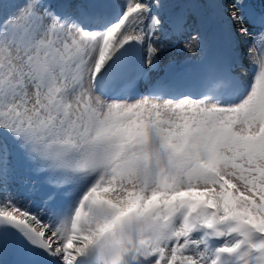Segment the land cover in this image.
Wrapping results in <instances>:
<instances>
[{"label":"snow or ice","instance_id":"1","mask_svg":"<svg viewBox=\"0 0 264 264\" xmlns=\"http://www.w3.org/2000/svg\"><path fill=\"white\" fill-rule=\"evenodd\" d=\"M0 264H264V0H0Z\"/></svg>","mask_w":264,"mask_h":264},{"label":"bare ground","instance_id":"2","mask_svg":"<svg viewBox=\"0 0 264 264\" xmlns=\"http://www.w3.org/2000/svg\"><path fill=\"white\" fill-rule=\"evenodd\" d=\"M187 54L181 51L178 47L171 48L166 52V57L172 58L175 61L179 62L183 58H186Z\"/></svg>","mask_w":264,"mask_h":264}]
</instances>
